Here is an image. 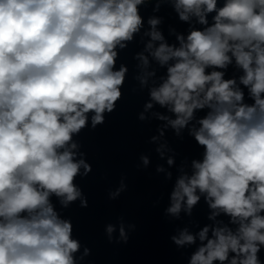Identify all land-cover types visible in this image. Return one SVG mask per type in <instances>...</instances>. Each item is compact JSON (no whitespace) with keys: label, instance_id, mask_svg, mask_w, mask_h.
Instances as JSON below:
<instances>
[{"label":"clouds","instance_id":"obj_1","mask_svg":"<svg viewBox=\"0 0 264 264\" xmlns=\"http://www.w3.org/2000/svg\"><path fill=\"white\" fill-rule=\"evenodd\" d=\"M151 2L0 0V264H77L80 242L51 197L63 207L77 199L87 207L74 181L92 166L73 136L88 126L90 113L95 129L116 109L129 73L124 64L116 69L117 48L141 33L139 6ZM164 2L156 0L153 11ZM171 4L180 21L191 27L194 19L202 27L177 34L176 46L158 29L161 18L147 20L143 35L149 39L134 57L142 74L134 79L147 87L156 76L152 62L166 68V76L149 88L137 118L147 121L155 104L172 114L153 113L165 122L151 137L163 141L156 148L161 159L173 151L163 139L169 127L177 136L187 128L203 147L191 174L179 169L166 214L191 216L203 196L212 221L196 233L184 228L171 240L179 247L199 241L188 264H264L258 255L264 248V0ZM233 61L243 74L225 79L216 69ZM141 160L146 168L149 158ZM175 160L168 155L166 163ZM126 189L122 177L110 199ZM221 215L227 223L217 219ZM114 231L115 225L106 227L109 242ZM119 231L127 243L122 222ZM84 255H90L87 247Z\"/></svg>","mask_w":264,"mask_h":264},{"label":"water","instance_id":"obj_2","mask_svg":"<svg viewBox=\"0 0 264 264\" xmlns=\"http://www.w3.org/2000/svg\"><path fill=\"white\" fill-rule=\"evenodd\" d=\"M156 0L139 6L140 15L144 19V28L137 34L133 41L127 43L125 49H119L116 69L121 64L128 66L122 91V98L116 102V109L112 113H104L105 122L91 127V113L88 126L79 134L73 136V141L80 145L79 151L86 153V159L92 166V171L87 176L78 175L74 183L87 198V207H81L80 199L63 207L59 198L53 196L51 201L62 219L70 220L73 225L72 238L80 242V250L75 253L77 264H188L191 254L196 251V245L179 247L171 240L172 236H179L184 228L196 233L208 220L211 210L204 197L194 206L192 215L181 211L179 219L166 214L170 205V196L176 179L185 172L191 174L192 160L202 161L204 149L199 146L194 138L189 135L188 129H182L177 136L171 127L166 129L165 138L176 160L173 166L166 163V158L161 159L156 152L162 140L151 141L152 136L158 135V128L165 122L158 121L153 113L159 112L168 116L166 109L155 104L153 109L146 113L148 120H138V114L144 110V104L149 100V88L153 83L159 84L160 78L166 76V68H160L155 62L151 67L156 69V76L150 78L147 87L141 88L135 76L141 75L137 67L140 63L135 55L144 51L149 37L143 33L148 29L147 20L150 17L161 18L158 29L162 32L169 44L179 46L177 34L185 37L191 28L202 27L191 21L189 23L179 20L171 0L161 4L159 11H153ZM223 0H218V6ZM209 14V23L211 16ZM151 60V57L149 58ZM224 71L225 79L238 78L242 70L235 66L233 61ZM210 71V70H209ZM243 88V86H240ZM246 100L247 90L245 89ZM207 115V110L195 113L196 120ZM174 118V117H173ZM195 123V120L193 121ZM142 156L149 158L145 168ZM79 158V157H78ZM162 166L164 171L157 172V167ZM83 173V168H81ZM172 176L169 179L168 173ZM127 184L126 191L115 199H110V194L119 187L121 178ZM224 223L228 217L221 215L217 218ZM123 223L128 237L127 243L120 236L119 225ZM115 225L116 231L109 236L106 227ZM90 249V255H84V249ZM264 261V248L258 254Z\"/></svg>","mask_w":264,"mask_h":264}]
</instances>
